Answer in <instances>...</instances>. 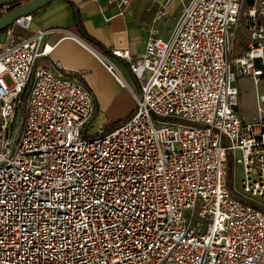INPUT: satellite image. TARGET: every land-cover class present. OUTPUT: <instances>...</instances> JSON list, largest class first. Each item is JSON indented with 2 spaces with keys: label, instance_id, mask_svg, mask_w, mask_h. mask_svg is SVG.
<instances>
[{
  "label": "built area",
  "instance_id": "built-area-1",
  "mask_svg": "<svg viewBox=\"0 0 264 264\" xmlns=\"http://www.w3.org/2000/svg\"><path fill=\"white\" fill-rule=\"evenodd\" d=\"M132 1L106 3L126 15ZM245 5L251 43L232 57ZM31 27L0 33V264H264V117L240 115L238 88L264 78V0H192L143 56L114 52L136 111L93 136L82 75L40 64L69 32Z\"/></svg>",
  "mask_w": 264,
  "mask_h": 264
},
{
  "label": "crops",
  "instance_id": "crops-1",
  "mask_svg": "<svg viewBox=\"0 0 264 264\" xmlns=\"http://www.w3.org/2000/svg\"><path fill=\"white\" fill-rule=\"evenodd\" d=\"M31 1L33 0H0V9L7 7L8 10L4 11L6 15L11 12L10 7H21ZM69 1L80 10L86 31L107 47L109 56H105L79 36L75 28V13L67 0H53L37 10L32 15L31 31L26 34L48 28H62L69 32L67 37L54 35L46 40V44L54 46V50L49 57L43 58L40 64L54 69L55 63H60L64 69L82 75L96 104V115L88 132L93 136L108 132L129 119L136 111L132 91L138 89V83L126 65L114 56V52L129 51L135 58L143 56L153 23H160V37L169 38L172 33L169 34V23L182 16L184 8L192 0H172L166 16L159 22L156 21V16L162 9H159V6H162L161 0H133L126 15L120 14L119 9L115 5L107 4L106 0ZM165 18L168 23L163 21ZM106 58L118 66L128 86L123 87L115 80L105 65ZM246 81L251 83L256 93L257 103L253 113L247 112L243 99ZM238 88L240 115L249 122L260 116L264 117V112H258V94L264 95V78L258 85L252 79L243 78L239 81ZM262 106L264 110V103Z\"/></svg>",
  "mask_w": 264,
  "mask_h": 264
},
{
  "label": "rangeland",
  "instance_id": "rangeland-1",
  "mask_svg": "<svg viewBox=\"0 0 264 264\" xmlns=\"http://www.w3.org/2000/svg\"><path fill=\"white\" fill-rule=\"evenodd\" d=\"M161 8H162V6L161 7L159 6V9H161ZM168 8H169V6H168ZM180 17H178V19H176V18L173 19L172 22L169 23L170 24L169 34L174 30V28L177 24V21L179 20ZM247 17H248V9H247V5H245V7L243 9V13H242V21H241L240 29H239V32L237 34L234 50L232 52V57H237L240 53L247 50L249 47V44L251 43ZM166 18L163 20L164 22L167 21ZM162 22H161V24H162ZM167 23H168V21H167ZM158 25H160V23L157 24L154 22L151 29H156L159 32ZM6 81L9 84L11 83V81L8 77L6 78ZM243 99H244L245 105L247 106V112L253 113L255 110L257 99H256V93L253 90L252 85L249 81L245 82V86L243 88ZM242 172H243L242 167H238L235 170H234L233 166L231 167L230 181H231L232 185H234V183H235V185L239 186V183H240L241 178H242ZM234 174H235V179H234Z\"/></svg>",
  "mask_w": 264,
  "mask_h": 264
},
{
  "label": "water",
  "instance_id": "water-1",
  "mask_svg": "<svg viewBox=\"0 0 264 264\" xmlns=\"http://www.w3.org/2000/svg\"><path fill=\"white\" fill-rule=\"evenodd\" d=\"M53 0H33L0 18V33L10 27L17 19L32 16L37 10L48 5Z\"/></svg>",
  "mask_w": 264,
  "mask_h": 264
},
{
  "label": "trees",
  "instance_id": "trees-1",
  "mask_svg": "<svg viewBox=\"0 0 264 264\" xmlns=\"http://www.w3.org/2000/svg\"><path fill=\"white\" fill-rule=\"evenodd\" d=\"M67 1L72 6V8L74 10L75 18H76L75 28H76L77 33L79 34V36L82 37L91 46H93L96 50H98L99 52H101L105 56H109L110 55V51L107 49V47H105L101 42H99L97 39H95L94 37H92L86 31L85 26H84L83 17H82V14H81L80 10L76 7V5L74 3H72L69 0H67ZM17 7L18 6H12V7H10V11L15 10ZM121 124L122 123L116 125L114 128L120 126ZM113 129H111V130H113ZM111 130H109V131H111Z\"/></svg>",
  "mask_w": 264,
  "mask_h": 264
}]
</instances>
